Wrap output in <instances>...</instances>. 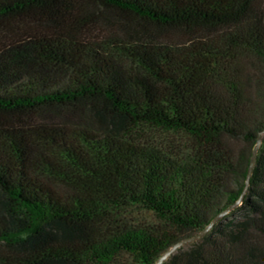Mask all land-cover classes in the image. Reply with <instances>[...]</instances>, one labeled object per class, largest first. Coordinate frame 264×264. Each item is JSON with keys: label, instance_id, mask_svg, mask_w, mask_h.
Wrapping results in <instances>:
<instances>
[{"label": "trees", "instance_id": "trees-1", "mask_svg": "<svg viewBox=\"0 0 264 264\" xmlns=\"http://www.w3.org/2000/svg\"><path fill=\"white\" fill-rule=\"evenodd\" d=\"M263 130L264 0H0V264H154L243 193L163 264H264Z\"/></svg>", "mask_w": 264, "mask_h": 264}, {"label": "rangeland", "instance_id": "rangeland-1", "mask_svg": "<svg viewBox=\"0 0 264 264\" xmlns=\"http://www.w3.org/2000/svg\"><path fill=\"white\" fill-rule=\"evenodd\" d=\"M95 11L99 15L100 19L103 21V24L100 25V28L97 30L98 32H101V35L103 34H109L110 31H113L114 29H119L124 32L130 31L132 32H139L143 30L148 31H154V28H151V26H146L144 24H139L136 22H133L131 19H126L123 17H120V15H117L116 13L112 11L105 10L103 8H95ZM115 31V30H114ZM103 33V34H102ZM169 38L172 40L176 39V36L171 33L169 35ZM63 115H66L67 122H86L91 123L96 122L92 113L89 112L88 108L85 107L81 111H77L75 113L73 112H61V111H49V112H41L38 114H35L33 116V120L37 122H51V121H60L61 118H63ZM147 138L150 140H154L155 142H159L162 139L166 137H170V135H167L166 133L162 131H156V130H148L145 134ZM240 212H232L229 214L228 218L226 220H235L240 217ZM121 219L123 221H126L127 223H133V224H139V225H150V226H159L162 227L163 221L160 220L152 211H149L147 209L137 208V209H131L127 212H123L121 214ZM131 263V257L127 253H122L118 255L112 264H130Z\"/></svg>", "mask_w": 264, "mask_h": 264}, {"label": "water", "instance_id": "water-1", "mask_svg": "<svg viewBox=\"0 0 264 264\" xmlns=\"http://www.w3.org/2000/svg\"><path fill=\"white\" fill-rule=\"evenodd\" d=\"M264 137V130L259 134L258 138H257V142L253 148V152H252V157H251V161H250V167H249V172H248V176H247V180H246V187L245 189H247L248 185H249V179L251 177L252 174V170L254 168V164L256 161V157H257V152L258 149L261 145V141L262 138ZM244 195V193H243ZM243 195L237 200V202L230 208H228L227 210H225L224 212H222L221 214H219L217 217H215L210 223L209 225L200 233H198L197 235H194L192 237L189 238H185L182 240L177 241L176 243L173 244L172 247H170L163 255H161L159 257V259L154 263V264H163L173 253H175L180 247L196 241L198 239H200L202 236H204L205 234H207L212 227L214 226V224L224 215H226L228 212H230L232 209H234L236 206H239L242 204L243 202Z\"/></svg>", "mask_w": 264, "mask_h": 264}]
</instances>
